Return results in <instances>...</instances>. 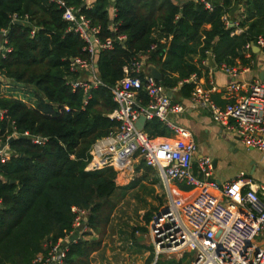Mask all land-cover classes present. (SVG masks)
I'll use <instances>...</instances> for the list:
<instances>
[{
	"label": "trees",
	"instance_id": "1",
	"mask_svg": "<svg viewBox=\"0 0 264 264\" xmlns=\"http://www.w3.org/2000/svg\"><path fill=\"white\" fill-rule=\"evenodd\" d=\"M60 1L97 27L100 41L117 35L125 40L95 53L101 85L86 94L70 87L77 72L70 69V61L88 59L86 44L67 29L62 10L49 0H0V32H5L1 45L9 49L0 56V87L6 81L34 91L32 106L0 94V140L19 135L8 143V160L0 162V264H32L45 243L62 240L70 231L71 207L86 210L87 227L101 234L108 198L128 186L115 185L111 167L84 168L94 142L117 125L106 117L115 107L107 87L122 77V67L132 57L148 51L147 62L159 70V83L167 90L181 83L186 95L192 85L183 81L200 74L207 55L216 65L230 66L234 59L244 65V45L264 38V0H221L211 11L192 0H113L111 18L109 0ZM235 3L244 17L230 16L242 31L230 35L233 29H225L220 17L230 14ZM14 18L21 25L13 24ZM142 132L152 138L168 135L157 119L145 121ZM23 133L28 136L21 137ZM35 137L42 140L40 145L31 142ZM140 166L152 170L142 162ZM150 218L145 213L144 225ZM99 242L79 239L69 244L62 264H91L89 256ZM148 257L146 264L153 259L151 251Z\"/></svg>",
	"mask_w": 264,
	"mask_h": 264
},
{
	"label": "built area",
	"instance_id": "2",
	"mask_svg": "<svg viewBox=\"0 0 264 264\" xmlns=\"http://www.w3.org/2000/svg\"><path fill=\"white\" fill-rule=\"evenodd\" d=\"M49 1L62 10L61 19L67 23V29L86 44L84 49L88 59L71 60L70 69L86 70L90 76L86 81H71L70 87L81 89L87 94L90 89L101 85L94 74L93 56L98 51L110 50L115 41L124 42L125 36L117 35L100 41L98 28L92 26L88 19L60 0ZM194 1L207 11L212 10L214 3L221 2ZM236 10L242 19L244 15L239 4ZM220 19L225 29H233L230 35L242 31L238 27V20L232 19L228 12H224ZM14 21L17 20L14 18L12 23ZM109 28L115 31V28ZM3 34L5 32H0V38ZM1 44L0 56L3 57L9 49ZM252 46L264 53V38L258 36L254 44H245V53ZM153 49L154 45H151L149 51ZM147 52L132 57L122 67V77L107 87L115 107L106 117L117 125L91 146L84 170L111 167L121 173L131 160H139L155 171L164 202L147 226L146 236L153 262L160 255L180 258L185 253H193L190 264H264V187L253 188L243 173L223 183L214 182L211 179V161L207 156L196 160L193 172L196 146L191 135L183 127L168 120L169 115L183 113L184 107L171 101L168 90L145 71ZM201 64L206 65L205 60ZM218 66L232 78V82L224 87L225 93L242 94L223 107H218L211 100L209 92L196 85V75L191 74L183 81L192 85L189 104L206 109L214 123L231 130L242 146L257 151L264 158V85L258 80L234 81L239 74L236 68L223 63ZM173 90L174 87L169 92ZM142 96L147 98L146 103L141 101ZM2 115L0 111V121ZM141 116L144 121L157 119L167 128L168 135L152 138L142 130L137 131L134 124ZM18 136L11 133L4 141L0 140L1 163L10 156L9 141ZM20 136L28 135L23 133ZM31 142L40 145L42 140L35 137ZM211 191H216L217 196ZM70 212L72 219L69 233L60 241L45 243L44 252L36 254L32 264H62L69 244L79 239L86 240L90 233L86 225V210L71 207ZM256 238L260 239L256 241Z\"/></svg>",
	"mask_w": 264,
	"mask_h": 264
},
{
	"label": "crops",
	"instance_id": "3",
	"mask_svg": "<svg viewBox=\"0 0 264 264\" xmlns=\"http://www.w3.org/2000/svg\"><path fill=\"white\" fill-rule=\"evenodd\" d=\"M89 2L91 1L86 2V4H89ZM112 2L113 0H109L110 7L108 14L110 18L113 12L111 7ZM234 13L236 12L234 11ZM1 40L0 38V44ZM208 56L212 58L213 67L208 63ZM243 58L246 61L244 65L240 64L238 59H234L232 65H227L238 70V77L234 81L251 82L258 80L264 85L263 51L256 46H252L250 51L247 53L243 52ZM195 60L196 58L193 59V61ZM205 62L206 65L200 63V74L196 76V85L201 90L208 91L211 100L218 107H223L225 104L232 102L234 97L242 94V92L231 95L226 94L224 87L232 82V78L219 69V66L214 63L212 55H207ZM149 64L146 62V65ZM88 73L90 74V72ZM167 94L171 101L177 102L184 107V112L175 115V118L177 121L176 125L183 127L190 133L192 141L196 146L192 163L193 172L195 171L196 160L202 156H207L211 161V178L214 182L223 183L234 178L238 173H243L253 188L264 187V158L260 153L242 146L231 130L211 120L210 113L206 109L193 105L190 106L191 91L185 95L181 92V85H177L173 91L169 92L168 90ZM211 192L214 196H217L216 191ZM90 263L105 264V261L100 260L97 262L94 258L93 262L90 261Z\"/></svg>",
	"mask_w": 264,
	"mask_h": 264
},
{
	"label": "rangeland",
	"instance_id": "4",
	"mask_svg": "<svg viewBox=\"0 0 264 264\" xmlns=\"http://www.w3.org/2000/svg\"><path fill=\"white\" fill-rule=\"evenodd\" d=\"M89 76L85 70L76 72V80L80 82L86 81ZM2 84L6 86L0 87V94L6 96L9 94L26 106L33 105V89L14 86L6 81ZM168 120L173 124L177 123L175 115H169ZM140 163L139 160H131L123 172H115V185L118 187L127 185L128 188L124 192L115 190L108 198L107 206L104 207V213L108 212L107 221L101 234L90 229L86 240L100 242L98 249L90 254L89 261L93 262L95 258L97 262L105 261V264H146L150 254L146 236L147 226L152 216L161 208L164 195L160 183L156 180L155 171L145 170ZM179 188L187 189L183 186ZM145 213H151L147 225L143 223ZM139 228H143L144 231H140ZM259 239L256 238V241ZM192 259L193 253H185L180 258H166L160 255L157 261L158 264H190ZM155 262L152 259L149 264Z\"/></svg>",
	"mask_w": 264,
	"mask_h": 264
},
{
	"label": "water",
	"instance_id": "5",
	"mask_svg": "<svg viewBox=\"0 0 264 264\" xmlns=\"http://www.w3.org/2000/svg\"><path fill=\"white\" fill-rule=\"evenodd\" d=\"M236 7H237V4L235 3L234 6L232 7V9L230 10V15H232V14L234 13V11L236 10ZM13 24L21 25V23H20V22H17V21H14ZM207 60H208L209 65H211V67H213L214 64H213V61H212L211 56H208ZM145 68H146V72H148L149 75H150L154 80H156L157 82H160V81H161V75H160V72L158 71V69H157L155 66L149 64V65H146ZM2 81H3V80H2V78L0 77V82H2ZM144 123H145L144 118H143L142 116L139 117V118L137 119V121L135 122V124H134L135 129H136L137 131L142 130V127H143Z\"/></svg>",
	"mask_w": 264,
	"mask_h": 264
}]
</instances>
